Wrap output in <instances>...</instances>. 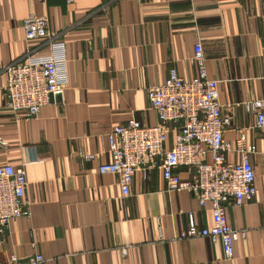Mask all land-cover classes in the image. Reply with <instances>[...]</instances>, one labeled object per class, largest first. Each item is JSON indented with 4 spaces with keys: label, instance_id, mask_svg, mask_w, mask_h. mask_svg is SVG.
Listing matches in <instances>:
<instances>
[{
    "label": "crops",
    "instance_id": "obj_1",
    "mask_svg": "<svg viewBox=\"0 0 264 264\" xmlns=\"http://www.w3.org/2000/svg\"><path fill=\"white\" fill-rule=\"evenodd\" d=\"M29 14L48 19L50 40H27ZM64 45V103L44 106L36 118L4 110L6 67L29 54L48 55ZM200 42L205 69L217 82L224 139L239 134L257 154L256 194L227 208V223L246 231L225 260L219 241L180 239L192 222L213 225L210 204L199 208L187 191H168L159 169L136 172L128 196L117 178L97 171L109 156L86 162L78 156L100 150L101 137L135 120L157 124L148 89L170 73L196 78L190 64ZM264 98V0H0V165L23 167L28 219L16 218L0 235V262L35 254L43 264H264V128L242 103ZM167 146L172 145L173 133ZM237 163V152L226 155ZM180 177L191 171L178 168Z\"/></svg>",
    "mask_w": 264,
    "mask_h": 264
},
{
    "label": "built area",
    "instance_id": "obj_2",
    "mask_svg": "<svg viewBox=\"0 0 264 264\" xmlns=\"http://www.w3.org/2000/svg\"><path fill=\"white\" fill-rule=\"evenodd\" d=\"M74 0H66L72 3ZM27 40H51L54 33L48 30V19L29 14L22 24ZM48 55L29 53L20 64L6 67L4 110L26 119L36 118L44 106L64 103L67 84L64 45L57 41ZM190 64L197 68V77L185 80L174 73L162 84L150 86L148 101L156 114L157 124L146 127L135 120L118 125L100 139V150L78 156L86 162L96 161L104 155L109 161L101 163L100 174H112L117 178L122 196H128L131 183L138 171L159 169L168 191H187L194 195L199 208L210 204L213 225L198 230L192 222L182 232L180 239L202 237L211 243L220 242L225 260L234 254V242L245 239L246 231L231 228L226 210L241 206L256 194L255 168L249 156L257 154L254 145L246 144V138L238 135L235 144L224 139V129L230 120L222 116L218 103L216 80H210L205 69V57L200 42L194 46ZM244 110L255 119V127L264 128V98L246 100ZM173 133L172 145L167 146L169 133ZM237 152L241 160L227 162L226 155ZM28 160L25 165L34 163ZM23 167L0 165V235H4L13 219H28L30 205L24 200L26 173ZM191 171L189 178H181L178 168ZM1 244V241H0ZM40 254L19 259L11 254L0 264H43Z\"/></svg>",
    "mask_w": 264,
    "mask_h": 264
}]
</instances>
